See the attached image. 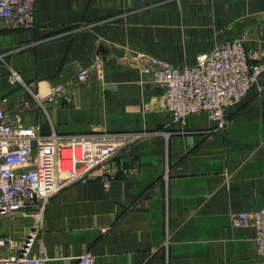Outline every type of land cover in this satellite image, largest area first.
Returning <instances> with one entry per match:
<instances>
[{
    "label": "crops",
    "instance_id": "1",
    "mask_svg": "<svg viewBox=\"0 0 264 264\" xmlns=\"http://www.w3.org/2000/svg\"><path fill=\"white\" fill-rule=\"evenodd\" d=\"M36 20V30H0V108L43 135L140 139L112 160L108 185L94 170L37 224L32 213L2 217L0 233L35 230L48 264L86 252L97 264H263L255 229L232 227L231 215L264 208V72L218 131L204 113L175 122L140 59L192 66L244 35L264 64V0H36ZM11 69L26 86L9 83ZM55 86L72 102L36 100Z\"/></svg>",
    "mask_w": 264,
    "mask_h": 264
},
{
    "label": "built area",
    "instance_id": "2",
    "mask_svg": "<svg viewBox=\"0 0 264 264\" xmlns=\"http://www.w3.org/2000/svg\"><path fill=\"white\" fill-rule=\"evenodd\" d=\"M36 30V0H0V30ZM243 35L215 48L192 66H177L161 58H141L142 74H152L165 91L167 109L177 123H185L194 114L204 113L223 131L231 121V113L248 95L264 72V64L251 62L255 57ZM102 66L95 67L102 79ZM89 75L88 69L78 73L79 81ZM8 81L26 86L22 76L11 69ZM61 86L45 93L37 92L39 103L64 95ZM140 139V134L104 132L86 135L39 133L37 127L23 121L21 111L9 115L0 108V218L32 213L37 224L51 199L64 188L85 182L94 170L108 185L116 169L112 160ZM168 171L166 176H168ZM232 227L252 226L259 257L264 264V208L231 215ZM35 228V226H34ZM106 229H103L105 231ZM37 233L17 238L0 233V264H48L50 258L40 245L36 253ZM75 264H97L95 256L86 252Z\"/></svg>",
    "mask_w": 264,
    "mask_h": 264
}]
</instances>
